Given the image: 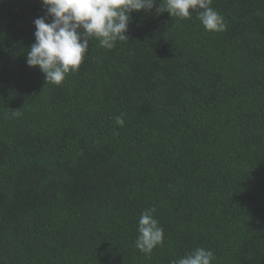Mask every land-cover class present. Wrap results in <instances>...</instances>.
I'll list each match as a JSON object with an SVG mask.
<instances>
[{"label":"trees","instance_id":"16d2710c","mask_svg":"<svg viewBox=\"0 0 264 264\" xmlns=\"http://www.w3.org/2000/svg\"><path fill=\"white\" fill-rule=\"evenodd\" d=\"M211 7L224 31L133 12L55 85L26 63L40 0H0V264H264V0Z\"/></svg>","mask_w":264,"mask_h":264},{"label":"clouds","instance_id":"9594fccd","mask_svg":"<svg viewBox=\"0 0 264 264\" xmlns=\"http://www.w3.org/2000/svg\"><path fill=\"white\" fill-rule=\"evenodd\" d=\"M45 15L34 20L35 42L27 51L26 63L39 68L46 83L60 85L67 74L79 70L95 38L100 47L111 50L117 42L128 41L126 35L133 12L141 10L156 15L167 12L171 17L191 19L197 13L206 31L226 28L223 17L211 5L213 0H40ZM50 18V22H48ZM123 126V114L116 117ZM155 208L146 209L138 221L135 247L151 254L163 244L164 230L153 217ZM211 250L196 248L172 264H212Z\"/></svg>","mask_w":264,"mask_h":264}]
</instances>
